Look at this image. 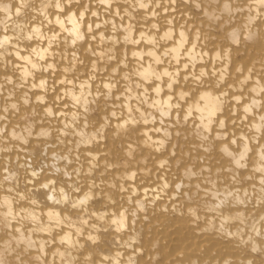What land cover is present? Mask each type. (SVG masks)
<instances>
[{
	"label": "bare ground",
	"instance_id": "6f19581e",
	"mask_svg": "<svg viewBox=\"0 0 264 264\" xmlns=\"http://www.w3.org/2000/svg\"><path fill=\"white\" fill-rule=\"evenodd\" d=\"M0 264H264V0H0Z\"/></svg>",
	"mask_w": 264,
	"mask_h": 264
}]
</instances>
